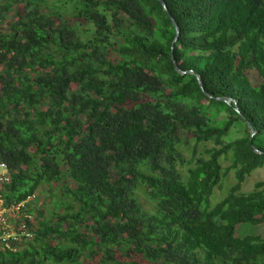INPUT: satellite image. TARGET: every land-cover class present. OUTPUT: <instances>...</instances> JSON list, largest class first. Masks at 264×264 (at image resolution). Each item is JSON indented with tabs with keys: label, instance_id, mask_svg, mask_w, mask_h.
<instances>
[{
	"label": "trees",
	"instance_id": "1",
	"mask_svg": "<svg viewBox=\"0 0 264 264\" xmlns=\"http://www.w3.org/2000/svg\"><path fill=\"white\" fill-rule=\"evenodd\" d=\"M164 1L173 52L159 0H0L4 197L35 196L0 264H264V237L235 234L264 223V178L241 190L264 166V0Z\"/></svg>",
	"mask_w": 264,
	"mask_h": 264
},
{
	"label": "rangeland",
	"instance_id": "2",
	"mask_svg": "<svg viewBox=\"0 0 264 264\" xmlns=\"http://www.w3.org/2000/svg\"><path fill=\"white\" fill-rule=\"evenodd\" d=\"M252 79L253 81L257 80V76L256 73L253 72L252 73ZM242 134V126L241 125H235L232 127L230 134L227 136L228 139H232L236 136H239ZM193 142H191V146H192ZM210 146V144H209ZM202 151V146H199L198 148H196V153H200ZM183 152V156L185 160H188L191 157V151L190 150H182ZM228 161L227 160H222V165L225 167L226 165H228ZM181 170L183 173L186 172V166L183 165V167H181ZM264 178V166L256 168L255 170H253L250 175H248L245 180L243 181L242 185H241V190L242 191H248L251 190L253 188V185L255 183V181L263 179ZM235 181L234 178V174L232 170H229L226 174V176L224 177V179L222 180L221 184L219 187H216L214 190L213 195L211 196V203L214 204L216 201H218L222 196H224V194L228 191L229 187L231 186V184H233ZM48 187H51V191L49 190ZM37 199L34 200V206L36 207H40L43 211V215L45 217H51L52 213L56 210L55 206L53 204V196L52 193H57V189H55L54 185L48 186V185H42L38 192H37ZM52 196V198H51ZM136 196L138 201L146 208H150L151 204L148 201V199L146 198V195L143 191L142 188H139L138 191H136ZM235 234L242 236L245 234H257L264 237V223L262 224H257V225H253L250 223H239L236 225L235 228ZM87 264H92V263H87Z\"/></svg>",
	"mask_w": 264,
	"mask_h": 264
},
{
	"label": "built area",
	"instance_id": "3",
	"mask_svg": "<svg viewBox=\"0 0 264 264\" xmlns=\"http://www.w3.org/2000/svg\"><path fill=\"white\" fill-rule=\"evenodd\" d=\"M11 180L9 166L0 161V250H16L24 241L33 236L35 217L25 211L34 195H27L21 201L7 202L4 197L5 185Z\"/></svg>",
	"mask_w": 264,
	"mask_h": 264
},
{
	"label": "water",
	"instance_id": "4",
	"mask_svg": "<svg viewBox=\"0 0 264 264\" xmlns=\"http://www.w3.org/2000/svg\"><path fill=\"white\" fill-rule=\"evenodd\" d=\"M159 1L162 4L163 9L168 13L169 17L171 18L172 23H173L174 28H175V38L173 39L172 46H171V49H172L171 52H173V45H174V43H175V41H176V39H177V37L179 35V26H178L177 22L175 21L174 17L169 13L165 1L164 0H159ZM174 60L175 59L172 56V61L174 62L175 69L179 73H182V74H184L186 72L193 73L196 76V78H197V81L199 83V86L203 89V83H202V80H201L200 75L197 72L193 71V70H187V71H185V70L180 69L179 66L177 65V63ZM209 96L212 97V95H209ZM216 98L217 99H220V100H223L224 102H226L228 104H230V101H232V98L231 97H218L217 96ZM234 108H235L236 111H238V108H237V105H236V102L235 101H234ZM248 126L250 128L251 136H252L255 133V130L253 129V127L251 126V124L248 123ZM250 146H251V148H252V150L254 152L263 153V151L262 150L260 151L257 147H255L252 142H250Z\"/></svg>",
	"mask_w": 264,
	"mask_h": 264
}]
</instances>
